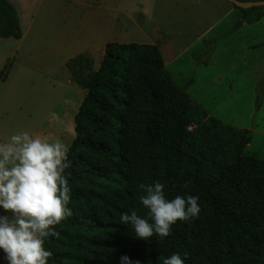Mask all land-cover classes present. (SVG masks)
<instances>
[{"label":"trees","instance_id":"obj_1","mask_svg":"<svg viewBox=\"0 0 264 264\" xmlns=\"http://www.w3.org/2000/svg\"><path fill=\"white\" fill-rule=\"evenodd\" d=\"M234 6L247 22L264 16V6ZM21 37L16 8L0 0V39ZM83 59L80 54L67 62L73 75V64ZM75 80L87 91L66 169L73 214L46 243L53 253L48 264H119L125 254L141 264H161L173 253L185 264L262 263L264 158L246 152L249 129L227 125L197 105L154 44L110 42L94 77ZM263 100L264 79L256 87V109ZM155 181L165 185L169 199L199 196L201 212L177 221L168 237L145 241L119 217L131 210L149 217L137 185Z\"/></svg>","mask_w":264,"mask_h":264},{"label":"rangeland","instance_id":"obj_2","mask_svg":"<svg viewBox=\"0 0 264 264\" xmlns=\"http://www.w3.org/2000/svg\"><path fill=\"white\" fill-rule=\"evenodd\" d=\"M9 1L18 12L22 37L0 39V74H6L0 78V138L27 130L34 136L62 138L70 146L75 115L87 91L75 79L94 77L104 55L103 43L110 36L103 27L97 30L93 9L85 5H97L99 0ZM138 1L106 2L117 9L112 35L129 30V36H120L119 41L144 42L153 29H166L175 19L173 0H144L147 14ZM132 8L135 12L128 14ZM240 14L222 21L168 69L180 87L192 81L196 93L220 73V84L212 86L216 99L205 101L207 110L227 125L249 129L251 146L246 152L264 158V100L256 109L253 94L254 86L264 79V16L250 23L244 12ZM255 16L252 12L249 17ZM239 21L247 23L237 26ZM79 54L84 59L80 66L73 64L75 76L66 62Z\"/></svg>","mask_w":264,"mask_h":264},{"label":"clouds","instance_id":"obj_3","mask_svg":"<svg viewBox=\"0 0 264 264\" xmlns=\"http://www.w3.org/2000/svg\"><path fill=\"white\" fill-rule=\"evenodd\" d=\"M69 144L62 138L32 135L27 130L0 138V264H48L53 253L45 247L56 237V226L72 216ZM140 205L150 213L123 212L120 224L131 226L136 238L171 235L177 221L187 222L201 212L199 196L176 195L169 199L159 181L139 183ZM119 264H141L128 255ZM161 264H185L179 253Z\"/></svg>","mask_w":264,"mask_h":264},{"label":"crops","instance_id":"obj_4","mask_svg":"<svg viewBox=\"0 0 264 264\" xmlns=\"http://www.w3.org/2000/svg\"><path fill=\"white\" fill-rule=\"evenodd\" d=\"M74 2H77L79 4L78 0H74ZM96 2L98 3L97 5H93V6L90 4H85V5L93 9V15L91 16L92 19L96 21L94 23L97 26V30L98 27L100 28V30L101 27L105 28V31L109 30L110 36L103 43L105 44V47L110 42L118 41L120 43H128V41L124 42V40L119 41L118 39L120 36L124 38L129 36L127 35L129 32L127 27L125 28V31L127 33L119 36L115 34L112 35V32H116L117 9L115 7L109 6L107 4L108 0H99ZM142 2L145 1L144 0L138 1L139 3L138 5L141 6L140 9L142 10V12L144 14H147L148 12L144 8V3ZM82 4H84L83 1ZM172 4H173L174 16H175L173 23L168 26H164V28L166 29L163 28L153 29L152 31L153 35H151L150 37L146 36L147 39L142 40L144 42H139V43L157 45L164 56L167 69L170 65L179 61L180 58L185 53L190 51L192 47L195 46V43L197 41L204 42L206 36H208V34L218 29L222 21L228 20V18L233 14L235 15L237 13H241V14L243 13L242 11L239 12L240 10L235 8L234 4L231 3L229 0H173ZM133 12H135L134 8L130 9L128 14H132ZM259 21L260 19L257 22ZM246 23L244 24L246 25ZM75 57H72L69 60ZM262 65L263 62H261L260 65H258V67L262 68ZM205 66L208 67V65ZM214 78L216 80H211L208 85H204L200 87L199 93L195 92L196 88L195 85H192L193 83L192 81H190L188 84L182 87L190 95L192 100L197 105L205 109L209 113V115H211V113L207 110V105L205 101L216 99V98L214 99L215 95L212 86L214 84H218V85L220 84V80H219L220 73L214 75ZM253 94H255V98H256V85L254 86ZM242 128L244 127L238 129H242ZM250 146H251V142L248 144L247 147Z\"/></svg>","mask_w":264,"mask_h":264},{"label":"water","instance_id":"obj_5","mask_svg":"<svg viewBox=\"0 0 264 264\" xmlns=\"http://www.w3.org/2000/svg\"><path fill=\"white\" fill-rule=\"evenodd\" d=\"M229 1L240 8H251L254 6H264V0H258V1L229 0Z\"/></svg>","mask_w":264,"mask_h":264}]
</instances>
